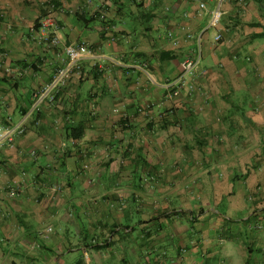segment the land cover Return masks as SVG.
<instances>
[{
	"label": "crops",
	"instance_id": "0c3cea01",
	"mask_svg": "<svg viewBox=\"0 0 264 264\" xmlns=\"http://www.w3.org/2000/svg\"><path fill=\"white\" fill-rule=\"evenodd\" d=\"M200 1L0 0V264H264V0Z\"/></svg>",
	"mask_w": 264,
	"mask_h": 264
},
{
	"label": "built area",
	"instance_id": "2783aa9c",
	"mask_svg": "<svg viewBox=\"0 0 264 264\" xmlns=\"http://www.w3.org/2000/svg\"><path fill=\"white\" fill-rule=\"evenodd\" d=\"M136 1H141V0H136ZM195 1L197 2V7L200 11H204L206 9V4L203 1H200V0H195ZM53 9H54L53 4H49L47 13L39 22L38 33L42 41L50 42L52 46H55L58 43V38L54 35L55 31L57 30V27H56L55 20L51 15ZM222 15L223 14H222L220 7H217L213 9L212 11H210L208 27L214 31L212 39H213V42L215 43H218L219 41H221V38H222L221 34L217 30L219 27ZM169 38L171 39L173 45L177 44V40L176 38L173 37L172 33H169ZM187 38H189V36H187ZM64 53L67 58L68 68L59 70L55 77L56 80H59L61 77H63L67 73L68 70L76 66V63L88 53V48L85 43L67 45L64 48ZM200 60H201L200 48H198L194 54L185 58L181 74L169 86L170 96L172 97L176 96L179 93V90L181 89H185L186 91L190 93H192L195 90L194 85L190 82V78L194 75L199 65ZM53 82L49 84L48 86L42 88L36 93L37 95L35 97V100L37 102L40 103L43 100H48L49 102L54 101V97L52 96L51 92L53 91V88H55L56 85ZM22 131L23 130L21 129V127H17L14 129L12 128L1 129L0 128V140L10 139L13 134L19 135L22 133ZM31 154L34 155V152H32ZM53 188L55 190H59L58 187H53ZM6 189L8 190L9 194H12L14 192V187L12 185H7ZM46 232L51 233L52 228L47 227Z\"/></svg>",
	"mask_w": 264,
	"mask_h": 264
},
{
	"label": "trees",
	"instance_id": "16d2710c",
	"mask_svg": "<svg viewBox=\"0 0 264 264\" xmlns=\"http://www.w3.org/2000/svg\"><path fill=\"white\" fill-rule=\"evenodd\" d=\"M50 4H53V3H50ZM53 6H55V5L53 4ZM45 14H46V13H44L43 15H41V17L37 18V19L34 21L33 28H32V29L34 30V32H37V31H38V29H39V22H40V20L45 16ZM2 16H3L2 13H0V22L3 21ZM258 37L261 38L262 35L259 34ZM219 42H221V41H219ZM219 42H218V43H219ZM140 181L143 183V179H140Z\"/></svg>",
	"mask_w": 264,
	"mask_h": 264
},
{
	"label": "rangeland",
	"instance_id": "374dc122",
	"mask_svg": "<svg viewBox=\"0 0 264 264\" xmlns=\"http://www.w3.org/2000/svg\"><path fill=\"white\" fill-rule=\"evenodd\" d=\"M1 23V22H0ZM1 25V24H0ZM4 36H6V34H4ZM3 48V51H4V49L6 48L5 47V45L2 47ZM195 201H197V200H193V205H195V204H197L198 205V203H196ZM208 229H211V226H209V227H207Z\"/></svg>",
	"mask_w": 264,
	"mask_h": 264
}]
</instances>
